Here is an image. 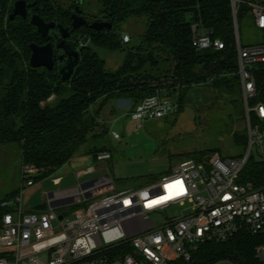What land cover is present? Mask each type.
<instances>
[{
	"label": "trees",
	"instance_id": "trees-1",
	"mask_svg": "<svg viewBox=\"0 0 264 264\" xmlns=\"http://www.w3.org/2000/svg\"><path fill=\"white\" fill-rule=\"evenodd\" d=\"M16 1L0 0V146L19 148L21 170L33 167L34 182L49 177L74 157L89 156L96 161L98 153L109 151L101 145L110 131L100 113L110 101L126 100L127 111L114 112L116 116L129 114L155 90L167 88L176 96L174 114H179L189 90L203 86L213 95L214 103L233 106L237 123L244 121L230 0H100V13L113 27L95 32L82 26L70 32L67 42L78 49L79 60L65 82L59 74L61 62L56 49L52 70L29 65L31 43L54 45L60 37L51 30L47 38H42L29 18L36 14L45 22L71 30L74 4L64 8L51 0H24L28 18L9 20ZM249 2L264 4L260 0H237L238 30L250 14ZM140 17L146 19L144 32L137 39L124 41L120 24ZM192 24H198L211 39L221 41L223 48H195ZM114 52L124 56L119 67L111 71L105 68L104 54ZM254 77L256 101L264 102V65L255 67ZM244 129L232 137L235 144L246 145ZM215 153V149L201 150L183 157L208 162ZM241 177L254 186L264 185V161L250 158ZM4 212L0 207V217ZM262 243L264 236L241 231L225 241H207L198 246L188 262L172 264H261L255 248Z\"/></svg>",
	"mask_w": 264,
	"mask_h": 264
},
{
	"label": "built area",
	"instance_id": "built-area-1",
	"mask_svg": "<svg viewBox=\"0 0 264 264\" xmlns=\"http://www.w3.org/2000/svg\"><path fill=\"white\" fill-rule=\"evenodd\" d=\"M247 5L262 41L243 47L235 36L247 133L245 155L214 156L208 162L185 160L159 180L120 192L110 175L103 173L80 185L42 192V205L48 207L36 210H26L23 204L22 192L35 184L31 177L36 174L26 166L18 192L0 201L5 210L0 217V264H172L188 262L207 241H225L241 231L264 236V185L254 186L241 177L253 155L264 161V102L256 101L254 77L255 67L264 65V4ZM191 31L195 48H223L198 24H192ZM170 92L157 89L133 112H126L135 129L146 120L176 112V96ZM111 135L120 139L113 131ZM95 158L102 162L111 155L101 152ZM95 172L94 167L80 169L76 178ZM61 181V176L53 178L57 186ZM74 204L86 206L70 216L58 210ZM186 205L178 215H164L171 207ZM255 252L264 264V243Z\"/></svg>",
	"mask_w": 264,
	"mask_h": 264
},
{
	"label": "rangeland",
	"instance_id": "rangeland-1",
	"mask_svg": "<svg viewBox=\"0 0 264 264\" xmlns=\"http://www.w3.org/2000/svg\"><path fill=\"white\" fill-rule=\"evenodd\" d=\"M64 8L74 4V0H51ZM264 1V0H260ZM81 11L88 18L99 20L104 17L100 0H84ZM146 27V19L129 18L119 26L124 41L139 38ZM238 29V24H237ZM240 45L253 46L262 41L261 31L257 30L250 14L239 27ZM129 37L126 40L124 36ZM58 41H54V45ZM75 50H78L77 48ZM123 53H105V68L116 70L123 60ZM213 95L207 87H192L186 98L183 111L179 114H167L162 118L146 120L143 126L135 129L126 112L116 116L114 110L128 109L126 100L110 101L100 113V119L109 128V136L101 145L109 150L111 158L96 162L91 157H74L49 177L35 182L41 189L33 198V203H41V194L59 189H66L92 180L103 173H108L113 181L115 191L138 189L153 181L172 173V169L179 163L188 160L185 154L201 150L215 149L214 156L223 159L241 158L247 151V145L235 144L232 137L242 132L244 121L237 123L236 113L231 104L214 103ZM244 113V106H243ZM125 111V110H124ZM245 130V129H244ZM120 136L119 140L112 138L111 132ZM256 160L254 155L252 156ZM22 167L20 150L15 145L0 147V201L14 193L13 189L21 184ZM89 167L95 168V173L76 178V171ZM62 177L59 186L53 183V178ZM150 183V182H149ZM11 193H10V192ZM14 195V194H13ZM9 196L8 198L12 197ZM86 204H74L59 208L65 216H70L78 208ZM48 206L44 205L46 209ZM185 207L174 206L166 210L164 215L171 217L180 214Z\"/></svg>",
	"mask_w": 264,
	"mask_h": 264
},
{
	"label": "water",
	"instance_id": "water-1",
	"mask_svg": "<svg viewBox=\"0 0 264 264\" xmlns=\"http://www.w3.org/2000/svg\"><path fill=\"white\" fill-rule=\"evenodd\" d=\"M74 13L71 15V30L63 28L61 25L56 24L55 22H45L40 16L33 14L29 18V23L31 26L36 28V32L42 37L47 38L50 30L57 29L60 33L59 42L54 46L51 42H47L44 45H38L31 43L29 45L30 49V58L29 65L32 68H45L47 70H52L54 67L55 56L54 50H63V54L58 57L59 61H62L66 57V62L59 69V74L61 81L65 82L70 79L74 72V68L78 65L79 60V51L75 50L68 44L66 41L70 36V32L79 29L82 26H88L91 30L95 32H100L104 29L111 30L112 25L108 22H98L94 21L90 25L87 24L84 17L81 16L82 11L80 6L83 3V0H74ZM232 11H233V20H234V29L235 36L238 37L237 29V18H236V7L234 0L231 2ZM16 17L22 19L28 18V9L27 3L24 0H17L13 4L12 13L9 15V20H13ZM84 184L83 186H85ZM50 195V194H49ZM51 207H54L52 204ZM61 219V216H58Z\"/></svg>",
	"mask_w": 264,
	"mask_h": 264
},
{
	"label": "crops",
	"instance_id": "crops-1",
	"mask_svg": "<svg viewBox=\"0 0 264 264\" xmlns=\"http://www.w3.org/2000/svg\"><path fill=\"white\" fill-rule=\"evenodd\" d=\"M1 147V146H0ZM21 173V171H20ZM20 189V184L18 186H16L13 191H17ZM41 189V186L40 185H36L34 184L33 186L29 187V188H26L23 192H22V198H23V204H24V207L26 210H36L38 209V206L42 205L43 204V196L41 198V203L39 204H36V203H33V198L34 196L36 195V193L39 192V190ZM10 192V191H9ZM12 192V191H11ZM10 192V193H11ZM3 194H5L4 196H8L9 193L8 192H4Z\"/></svg>",
	"mask_w": 264,
	"mask_h": 264
},
{
	"label": "flooded vegetation",
	"instance_id": "flooded-vegetation-1",
	"mask_svg": "<svg viewBox=\"0 0 264 264\" xmlns=\"http://www.w3.org/2000/svg\"><path fill=\"white\" fill-rule=\"evenodd\" d=\"M84 1V0H83ZM74 6H75V3H74ZM73 13H74V9H73ZM72 13V14H73ZM71 14V15H72ZM81 16L82 17H84L85 18V20H86V22H87V24L88 25H90L92 22H94V21H98V22H108L107 20H105L104 19V17H102L101 19H99V20H92L91 22H88V19H90V18H88L86 15H84L83 13L81 14ZM109 23V22H108ZM54 31H56L58 34H59V36H60V33H59V31L57 30V29H53ZM51 31V30H50ZM50 33V32H49ZM59 39H60V37H59ZM67 41H68V39H67ZM66 41V42H67ZM58 42H59V40H58ZM57 42V43H58ZM68 43V42H67ZM69 44V43H68ZM59 51V53H58V57L60 56V55H62L64 52H63V50H58ZM61 62V66H63L64 64H65V62H66V57L62 60V61H60ZM60 66V67H61Z\"/></svg>",
	"mask_w": 264,
	"mask_h": 264
}]
</instances>
